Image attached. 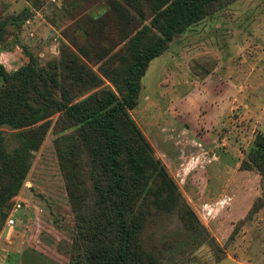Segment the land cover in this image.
<instances>
[{"label":"rangeland","instance_id":"374dc122","mask_svg":"<svg viewBox=\"0 0 264 264\" xmlns=\"http://www.w3.org/2000/svg\"><path fill=\"white\" fill-rule=\"evenodd\" d=\"M153 1L140 0V20L121 0H0L7 23L0 63L13 71L31 53L38 67L61 70L74 53L101 77L81 96L116 92L101 66L121 54L124 36L150 24ZM128 112L162 169L137 202L148 248L164 264H264V175L251 152L257 135L264 138V0H219L209 7L150 61ZM60 117L55 112L19 129L0 126L8 149L22 129L38 143L4 207L0 264H70L76 217L59 162L64 145L58 148L56 139L72 127L60 126ZM179 203L187 208L180 211ZM191 222L203 225L216 244L195 246Z\"/></svg>","mask_w":264,"mask_h":264},{"label":"trees","instance_id":"16d2710c","mask_svg":"<svg viewBox=\"0 0 264 264\" xmlns=\"http://www.w3.org/2000/svg\"><path fill=\"white\" fill-rule=\"evenodd\" d=\"M121 1L143 19L140 0ZM217 1L154 0L150 24L124 36L121 54L109 55L101 66L116 92L104 89L81 96L99 85L101 77L74 53L62 60L61 70L38 67L31 53L28 62L13 71L0 63L5 83L0 89V126L19 129L61 112L60 126L72 127L56 139L58 148L64 145L62 151L59 148V162L76 217L70 264H164L163 255L148 248L142 235L143 216L137 211L144 184L162 169L128 111L136 104L150 61ZM6 34L7 23L0 16V43ZM44 128L41 125V131ZM13 135L17 144L8 149L0 132V230L7 217L4 207L21 187L31 150L38 145L30 131L22 129ZM256 143L251 152L263 176L264 138L257 135ZM84 178L89 181L87 187L80 182ZM177 208L187 207L179 203ZM188 226L195 246L208 240L216 244L203 225L191 222Z\"/></svg>","mask_w":264,"mask_h":264},{"label":"built area","instance_id":"2783aa9c","mask_svg":"<svg viewBox=\"0 0 264 264\" xmlns=\"http://www.w3.org/2000/svg\"><path fill=\"white\" fill-rule=\"evenodd\" d=\"M8 222H9L10 225L13 224V219L10 218V219L8 220Z\"/></svg>","mask_w":264,"mask_h":264}]
</instances>
